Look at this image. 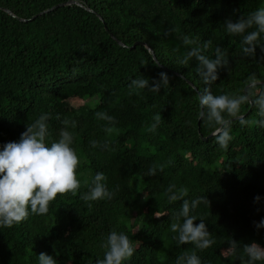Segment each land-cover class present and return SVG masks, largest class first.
<instances>
[{"label":"trees","instance_id":"16d2710c","mask_svg":"<svg viewBox=\"0 0 264 264\" xmlns=\"http://www.w3.org/2000/svg\"><path fill=\"white\" fill-rule=\"evenodd\" d=\"M261 7L264 0H0V150L48 114L49 146L65 119L76 121L68 130L81 161L75 195L58 196L46 215L0 227V264H39L41 253L57 264H96L113 230L136 247L125 264H176L192 251L201 264H241L244 245L264 247V227H256L264 220V127L234 121L222 149L212 135L217 126L201 117L199 105L205 88L239 95L251 74L264 82V51L257 46L255 58L242 51L243 35L255 26L237 35L225 25ZM185 37L196 43L186 45ZM206 41L209 56L220 46L230 60L211 85L197 74L194 58L180 62ZM161 72L170 80L159 93L129 87L136 78L158 80ZM74 99L80 104L65 105ZM240 111L248 120L262 119L250 103ZM98 112L115 122L97 118ZM156 114L161 122L152 131ZM97 172L115 195L89 206L80 195ZM170 185L174 192L186 188L189 201L208 199L190 214L197 225L205 221L211 247L178 244L170 224L183 222L174 219L183 201L168 199ZM232 239L236 249L229 248Z\"/></svg>","mask_w":264,"mask_h":264},{"label":"clouds","instance_id":"9594fccd","mask_svg":"<svg viewBox=\"0 0 264 264\" xmlns=\"http://www.w3.org/2000/svg\"><path fill=\"white\" fill-rule=\"evenodd\" d=\"M226 31L230 34L242 35L254 26L257 30L247 32L243 35L242 51L247 57L255 58L257 46L264 51V45L259 44L261 34L264 33V7L258 8L247 17L241 15L235 21L231 18L225 21ZM174 31V29L172 30ZM184 43H196L185 37ZM211 41H206L202 45L192 47L186 52L181 64L187 65L193 58L196 61V72L206 85H211L219 79V70L227 68L229 70L230 60L226 52L220 46L214 50V56L207 54ZM159 79L149 80L147 78L133 79L129 85L131 89H148L153 93H159L161 88L166 89L169 85V76L166 72L159 74ZM264 87V82L260 81L253 73L245 82L242 94L215 95L209 88L199 95L200 115L206 118L209 123H214L215 127L212 135L216 143L222 149H227L231 136V126L234 121H238L240 126H248L255 123L259 127H264V91L259 90ZM131 94V93H130ZM138 94V91H137ZM252 104L262 118L258 121H251L241 114V106ZM97 118L114 123V117L106 113H96ZM50 116L42 114L32 123H28L26 131L21 134L19 142H9L0 150V227L11 228L16 224L26 220L30 214L46 215L49 212V205L58 196L72 193L75 195L81 187V181L77 176V169L80 165V157L72 147L74 136L68 130L76 127V121L65 119L62 123L64 127L60 131L58 141L48 145L47 137L48 121ZM151 125L152 131L161 122L160 114L154 116ZM107 131H111L108 128ZM92 147H97L98 142L91 141ZM156 168L149 170V175H155ZM107 177L103 172H97L91 180L89 190L80 195V199L91 206V202L100 200H111L115 193L110 191L106 184ZM175 185H170L167 189L170 201L182 200V210L174 218L178 221L181 217L183 222H172L171 231L178 233L176 239L178 244H193L196 249L205 250L215 244L211 238V233L205 221L201 218L197 225V216L191 215L190 211L197 208L200 203L208 204L206 196H201L189 201L184 199L188 195L186 188H181L174 192ZM261 198L257 196L258 202ZM159 217V216H157ZM257 228L264 227V220H261ZM230 249H236L238 243L232 239L227 242ZM106 249L103 259H97L96 264H125L129 261L136 247L129 236L123 232L111 231L102 245ZM243 254L238 256L241 264H256L264 261V247L253 242L246 244L242 248ZM39 264H57L54 256L46 253L39 255ZM176 264H201V259L196 251L184 253L177 257Z\"/></svg>","mask_w":264,"mask_h":264},{"label":"rangeland","instance_id":"374dc122","mask_svg":"<svg viewBox=\"0 0 264 264\" xmlns=\"http://www.w3.org/2000/svg\"><path fill=\"white\" fill-rule=\"evenodd\" d=\"M77 104H80V101L79 100H76V99H74V100H69V101H67L66 103H65V105L67 106V107H72V106H74V105H77Z\"/></svg>","mask_w":264,"mask_h":264},{"label":"water","instance_id":"95a60500","mask_svg":"<svg viewBox=\"0 0 264 264\" xmlns=\"http://www.w3.org/2000/svg\"><path fill=\"white\" fill-rule=\"evenodd\" d=\"M70 3H76L77 4V2H73V1H71Z\"/></svg>","mask_w":264,"mask_h":264}]
</instances>
